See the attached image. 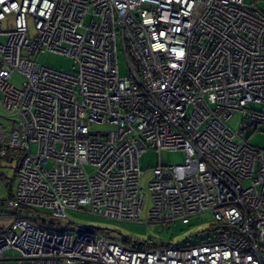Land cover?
<instances>
[{"label":"built area","instance_id":"obj_1","mask_svg":"<svg viewBox=\"0 0 264 264\" xmlns=\"http://www.w3.org/2000/svg\"><path fill=\"white\" fill-rule=\"evenodd\" d=\"M43 53L71 70L39 62ZM0 96L17 116L0 129V157L21 155L0 260L11 251L19 264H264V147L245 136L264 124L261 10L244 0H0ZM235 111L236 131L226 123ZM149 150L158 164L144 170ZM162 150L183 163L161 164ZM146 171L149 223L211 213L214 237L146 248L70 219L143 222Z\"/></svg>","mask_w":264,"mask_h":264},{"label":"rangeland","instance_id":"obj_2","mask_svg":"<svg viewBox=\"0 0 264 264\" xmlns=\"http://www.w3.org/2000/svg\"><path fill=\"white\" fill-rule=\"evenodd\" d=\"M248 6L252 8L259 9L264 12V0H244ZM28 27L30 33H33V25L28 22ZM38 61L46 64L50 67L71 70L73 62L63 56L53 55L43 53L39 55ZM118 62L120 68V74H127V66L124 61L123 55L120 53L118 55ZM10 82L16 87L21 86L23 82V77L19 74H14ZM17 120V116L12 113L8 114L1 104L0 96V129L3 131H10L13 126L14 121ZM241 120V113L235 111L231 114L229 119L226 121L227 125L234 131L239 128ZM94 131H109L113 127L109 124L94 123L91 127ZM245 136L248 137L250 144L257 147H264V124H260L258 128L253 131L251 129L245 131ZM36 145H32V151H35ZM161 164L163 165H175L183 163V154L181 151H166L162 150L159 155ZM158 164V154L154 150H149L140 156V165L144 170H148L151 167ZM16 161L7 160L6 158H0V204L3 200L7 199L10 190L14 191L16 187V176L14 174ZM151 179L150 171H146L142 179V187L146 195V200L144 203V208L142 211L143 222L138 223H114L103 220L101 218L87 215L82 212H68L69 217L72 221L88 224L95 226L100 229L107 236L112 237L118 241H122L123 238H130L132 240H137L140 242H147L151 239L155 241H169L171 243H176L187 237L192 242H198L200 238L204 237L210 228L214 224L213 215L211 213H205L200 216H193L190 219L188 225H182L181 223L172 224L171 227L167 228L157 223H149L147 221V211L151 207L152 199L150 193L148 192L147 184ZM41 212H48L47 209H38ZM14 215L6 208L0 205V226H7L11 223ZM64 222L61 226H64ZM17 254L11 251L5 253L4 260H0V264H19V262L14 259Z\"/></svg>","mask_w":264,"mask_h":264},{"label":"trees","instance_id":"obj_3","mask_svg":"<svg viewBox=\"0 0 264 264\" xmlns=\"http://www.w3.org/2000/svg\"><path fill=\"white\" fill-rule=\"evenodd\" d=\"M0 158H2V157H0ZM3 158H6L9 161H11V160H15L16 161V165H15V169H14V174H15L16 167H17V165H18V163L20 162V159H21V155H19L18 153H11V152H9L8 155L5 156V157H3ZM12 195H13V193H12V191H10V194H9V196H8L7 199L11 198ZM7 199H5V200H7ZM5 200H3L1 202V204H0L1 207H3V202ZM11 213L13 215L18 214V213H14V212H11ZM213 225L214 226L208 230V233L204 237L200 238L198 242H192L189 239V237H187V238L179 241V244H182V245H185V244H197V243L203 242L204 240L212 239L214 237L215 233H216L217 228H218L216 226V224L213 223ZM125 239H124L125 242H128L127 240H129V239H127V238H125ZM164 242L165 241H155V240H153V241L152 240H149L147 242H140V241H137V240L135 241V243L138 244L139 247H146V248L156 247V246H159V245L163 244Z\"/></svg>","mask_w":264,"mask_h":264},{"label":"crops","instance_id":"obj_4","mask_svg":"<svg viewBox=\"0 0 264 264\" xmlns=\"http://www.w3.org/2000/svg\"><path fill=\"white\" fill-rule=\"evenodd\" d=\"M13 125H14V123H13ZM10 191H12V190H10ZM12 193H13V191H12Z\"/></svg>","mask_w":264,"mask_h":264}]
</instances>
